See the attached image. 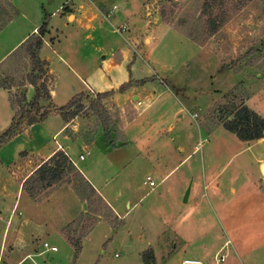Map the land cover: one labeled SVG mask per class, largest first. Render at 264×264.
I'll list each match as a JSON object with an SVG mask.
<instances>
[{"label": "rangeland", "instance_id": "rangeland-1", "mask_svg": "<svg viewBox=\"0 0 264 264\" xmlns=\"http://www.w3.org/2000/svg\"><path fill=\"white\" fill-rule=\"evenodd\" d=\"M59 1L64 0H0V56L22 33L35 24L41 25L42 21L50 30V36L61 40L63 59L86 82L98 86L102 71L105 85L111 82L118 85L124 80L119 65L105 74L100 66L103 53L95 54L85 46L80 49L79 41L74 43L68 31L62 30L58 17L48 18ZM93 1L102 4L105 10L114 4L118 8L116 14L126 3L127 13H138V21L132 24L124 16L117 15L108 19L100 17L94 40L86 46H100L103 52L112 48L115 53L127 49L134 58L127 63L131 77L147 82L155 80L163 93L159 102L131 125L128 136L121 139L125 144L120 148L115 143L119 133L112 130L119 121L112 100L106 101L105 114H93L85 109L76 118L83 121L81 133L86 130L84 134L87 133L88 138L101 135L105 143H115L114 146L102 149L95 139V144L88 148L89 154L78 161L80 140L71 139L64 144L61 136L56 138L107 205L115 209L118 219L74 172L65 174L50 187L37 189L33 197H28L20 183L37 162L22 171L23 165L17 159L11 160L7 152L14 144L7 145L12 137L0 144V264H142L140 255L147 249L152 251L153 264H178L183 257L211 260L216 247L223 241L224 250L216 256L224 259L218 264H232L230 258L224 262L228 248L226 240L231 232L226 222L223 224L212 218L207 221V228L203 227L202 220L185 217L187 206L183 199L190 187L192 194L195 188L201 191V183L197 185L193 181L191 184L192 177L200 175V165L198 161L193 165V161L201 154L224 158V163L229 160L228 170L232 172L246 157L260 154L264 158V140L255 146L252 143L243 146L222 128L210 134L202 130L200 124L204 119L208 127L218 125L217 110L223 105L228 108L246 105L264 118V0H215L212 16L223 15L224 23L212 35L206 34L203 0ZM114 28L120 32H114ZM42 56L53 63V89L57 92L54 102L65 105L69 99L68 89L80 88L81 84L64 70L48 49ZM122 69L127 73L124 65ZM29 70L28 59L20 47L0 64V135L12 117L9 98L23 92ZM87 93L81 101L84 108L96 95ZM180 103H186L188 111H177ZM192 113L194 118L190 117ZM168 121L175 129H182L185 140L190 142V150L196 145L193 159L175 169L178 155L167 137H159L157 142L156 138H147L151 131L144 136L138 131L145 123L165 126ZM56 122L53 121L52 131L58 127ZM79 133L78 128L76 134ZM131 137L138 140L134 147L140 154L135 159ZM53 145L51 141L44 151ZM166 173L169 174L161 180ZM146 175L152 178L154 187L143 184ZM243 197L246 203L240 214L245 207L262 201V197L251 193ZM179 212L185 219L178 227L182 242L167 236ZM165 230L156 241L159 232ZM230 237L232 245L242 250L236 236ZM67 239L79 240L76 255ZM43 242L54 246L56 251L43 252ZM259 247L263 260L264 244L260 243ZM212 264H215L214 259Z\"/></svg>", "mask_w": 264, "mask_h": 264}, {"label": "crops", "instance_id": "crops-1", "mask_svg": "<svg viewBox=\"0 0 264 264\" xmlns=\"http://www.w3.org/2000/svg\"><path fill=\"white\" fill-rule=\"evenodd\" d=\"M113 5L114 4H112L109 9L105 10V7H103L102 4H97L93 0L59 1L54 11L50 15H48V18L51 16L58 17L62 30L68 31L70 40H72L74 43L79 41L80 46L78 47L80 49H83V47L85 46L90 48L91 52L95 54L103 53L100 61V66L103 67L105 74L119 65L120 73L122 72L124 80L118 85H113L114 83L111 81L110 84L108 83L109 85H105V83L107 82L104 79V73L102 74V71H100L98 77V82L100 84L98 86L90 85V83L86 82L76 71H73L72 68L63 59L64 57L60 54V49L62 47L59 46L61 40H58L57 36H50V30L46 28V33L42 38V44L39 50V58L41 60H44L47 64V74L48 76H50L48 80L50 100L47 103L44 102L40 104L43 107L44 105H46L45 108L49 107L53 109L64 106L58 105L59 103L54 102L57 92L56 89H53L55 84L53 76V63L48 57L42 56V53L47 51L48 49L51 55L56 58L57 62L64 66V70L70 73L72 78L81 84L80 88L78 86L77 89H75L74 87L68 89V91L66 92V96L69 99H66V103H68V101L73 96L84 93L88 94L87 92L95 94H106V97L102 100V105L106 109H108L106 101L112 100V103L117 109L119 116V121L115 123V125L117 123L118 125H116L117 127H115L114 125L112 130H114V132L118 131L119 133V137L117 138L118 140L115 143H117L116 146L120 148V146L125 144V142L121 141V139L128 136L127 132L129 131L128 129L132 127L131 125L135 123L137 121V118H139L143 113H145L153 105L159 102L158 100L160 99V96L163 92L159 91L160 87L156 85L155 80L147 82L145 80H135L131 77V73L127 68V63L130 59L134 61V58L130 56L127 49H122L115 53V50L112 48L106 50V52H103L100 46H94L91 44H89V46H86L89 42L91 43V41L94 40L95 26L97 20L100 17L108 19L113 15H117L120 17L124 16L127 20H130L132 24L138 21L136 17L138 13L136 15H134V13H127L126 3L121 6V10L117 12V14L116 11L118 10V8L114 5L115 9H112ZM39 26V23L35 24L27 31L22 33V35H20V37L16 39V41L5 51V53L0 56V64L4 61L6 62L14 53V51H16L19 46L23 45L24 41L28 39V37H30L32 34H35L36 29ZM113 31L116 33L120 32L115 28L113 29ZM123 65L125 66L127 73L122 69ZM162 83L164 88L167 89L166 84H164V82ZM22 87L26 100H30L33 95V88L27 84ZM185 104L186 103H180V109L177 111H188V108ZM193 114L194 113L190 115L191 118H194L192 116ZM76 117L69 119L68 121H63L58 114L51 112L43 121L30 125L28 127H24L20 132L12 136V138L8 141L7 145L14 143L7 149L9 157L11 160L17 159L18 163L23 165L21 166L22 171H25V169H28L34 162H37V165L34 167L35 169L41 162L47 160L54 152L62 151L68 157L72 165L76 168L84 182L88 184L94 191V195L96 196V198H98V200H100L102 204H104L109 209L110 213L116 219H118L115 209L107 205L101 193L96 189V187L91 184L89 179H87L84 173L77 167L76 161L72 160L68 155L67 148H64L62 145H60V143H57L56 141L57 136H61L64 144H66V142L71 139L80 140V144L82 147L81 153H79L77 156L78 161H83L84 155L89 154L88 148L89 146L95 144V139L98 140V142L100 143L99 147L102 149H105L108 146H114L115 143H105L101 135H94V137H90V139L88 138L87 133L84 134L86 130L85 132L83 130V132L81 133V126L83 124V121H80V119L78 120ZM53 121H58V123L56 122L55 124L56 127L58 126L55 131H52ZM206 123H208V121L204 119H202V121L200 122L202 130L210 134L215 133L219 131L220 128H222L219 124L213 127H208ZM161 124L162 123H145L139 126L138 131L140 132V136H144L146 135V132L151 131L152 134L148 135L147 138H156L157 142L159 137H167L166 139H168V142L173 146L172 149L178 155V159L176 160L173 169H175L177 166H180L182 163L189 162L190 159H193V153L196 150V145H193V149L190 150V142L185 140L182 129H175L174 124H171V121H168L165 126H161ZM78 128L80 133L76 134ZM110 135L111 137L114 136L113 134ZM136 136L139 135L136 134ZM134 138L135 137H131L130 140L133 144L132 147L136 152L133 159H135L138 154H140L139 149L134 147L138 144V140ZM262 140H264V138H260L253 142H241L237 139V141L243 146H246L250 143H252V146H255ZM51 141H53L54 143L53 147L44 151L46 145L50 144ZM142 146L143 145H141V147ZM144 146H146V144H144ZM228 161L224 163V158L220 160L219 157L213 156L211 154H201L200 156L195 158V160L193 161V165L197 162V164L200 165L201 170L199 177H192L191 184L193 181L197 183V185L201 183L202 188L201 191L195 188L194 193L192 194L190 187V191L188 192V194H186L185 201H183L187 206V214H185V217L191 216L198 220H202L201 224L205 228H207V225H209L207 221H212V218L214 220H217L218 222L223 221V224L224 222H226V226L231 231L230 235H232V237L236 236V240L240 244L239 246L242 247V250L239 251V249L235 248L232 245L229 240V238H231L229 235V238L227 237L226 240V242L228 243V248L226 250L227 253H225L227 255L224 262L227 260V258H230L229 260H231L232 264H264V259L262 260L260 258L258 252V249L260 248L259 244H264V176L260 172L259 168L260 164L264 163V158H261L260 154H258L257 157L253 155L252 157H246L245 161H243L241 165H237L235 168H233V172L232 169L228 170ZM34 169H32V171ZM189 169L191 168L189 167ZM30 173L31 171H28V174L25 175L23 180ZM168 174L169 173L163 175L161 177V180H163ZM250 175L252 176V180L256 182L255 186L252 183L253 181L250 179ZM146 177L152 179L150 176L146 175L142 181L143 184H147L145 183ZM154 186L155 184L150 188ZM247 193H251V195L257 196L259 198L262 197V201L259 202V204L257 202L256 204L251 205L250 208L245 207L244 213L240 214L241 207L246 203V198H244L243 196ZM182 216L183 215L180 212L174 216L172 230H170V234L167 233V236L171 237V239H177L180 242H182V240L180 238L178 227L180 226L181 221L185 220L184 216L183 218ZM163 223L160 222V225L166 227V224ZM220 226H222V222ZM165 232L166 230L159 232V234L156 236V241L158 240V237ZM223 244L224 241L223 243L219 244L218 247H216V251L213 254L211 260L205 259L204 261H202L201 259L196 257L194 259L199 260L202 264H212L216 254L220 250H224ZM262 254L263 253H261V255ZM194 255L197 254L194 253ZM183 258H181L179 262Z\"/></svg>", "mask_w": 264, "mask_h": 264}, {"label": "trees", "instance_id": "trees-1", "mask_svg": "<svg viewBox=\"0 0 264 264\" xmlns=\"http://www.w3.org/2000/svg\"><path fill=\"white\" fill-rule=\"evenodd\" d=\"M215 0H203L202 13L206 18V34H214L224 23V16H212L211 9ZM46 33V23L42 22L36 29V33L26 39L22 46L23 54L28 59L30 70L25 76L27 85L33 88V95L26 100L24 92L10 96L9 104L13 112L11 122L5 131L0 135V144L20 132L24 127L43 121L48 114L54 112L63 121L76 117L82 110L88 109L93 114H105L106 110L101 101L106 94H96L95 98L84 108L81 101L83 94L73 96L68 103L59 108H45L40 103H47L50 100L48 89L47 64L39 58V50L42 38ZM3 89H7L2 85ZM218 124L224 131L233 134L241 142H253L262 138L264 131V119L250 110L246 105L230 108L221 106L217 110ZM77 173L68 157L62 151L54 152L47 160L41 162L21 183L22 190L28 197H33L35 191L41 188L50 187L62 180L67 173ZM81 177V176H80ZM91 190V187L86 184ZM73 250L74 255L79 251V240H66ZM142 264H153L154 258L150 249L140 255Z\"/></svg>", "mask_w": 264, "mask_h": 264}, {"label": "built area", "instance_id": "built-area-1", "mask_svg": "<svg viewBox=\"0 0 264 264\" xmlns=\"http://www.w3.org/2000/svg\"><path fill=\"white\" fill-rule=\"evenodd\" d=\"M112 9H115V7L113 6ZM263 138H264V131H263V134H262ZM81 158V157H79ZM145 183H147L148 186H153L154 183H153V180L150 179L149 177H146L145 178ZM41 247L43 249V252H55L56 251V248L54 246H50L48 245L46 242H43L41 244ZM224 259L223 256H220V257H217L214 258V261H215V264H218L220 262H222ZM179 264H202L199 260L197 259H194V258H183Z\"/></svg>", "mask_w": 264, "mask_h": 264}, {"label": "water", "instance_id": "water-1", "mask_svg": "<svg viewBox=\"0 0 264 264\" xmlns=\"http://www.w3.org/2000/svg\"><path fill=\"white\" fill-rule=\"evenodd\" d=\"M260 172L262 173V175L264 176V163L260 164ZM186 197V196H185ZM183 201H185V198L183 199ZM85 206V205H83Z\"/></svg>", "mask_w": 264, "mask_h": 264}]
</instances>
